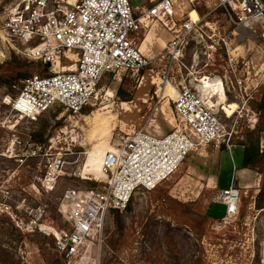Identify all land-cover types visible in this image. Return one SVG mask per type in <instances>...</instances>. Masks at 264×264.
<instances>
[{
	"label": "rangeland",
	"instance_id": "374dc122",
	"mask_svg": "<svg viewBox=\"0 0 264 264\" xmlns=\"http://www.w3.org/2000/svg\"><path fill=\"white\" fill-rule=\"evenodd\" d=\"M16 1L0 0V18ZM143 1L130 0V3L134 7ZM193 8L200 16L207 12L203 5L187 7L184 17ZM206 20L214 23L216 33L221 35L233 30L220 13ZM173 21L178 28L181 22L178 11ZM150 32L152 36L146 45L157 54L144 55L153 59L162 54L171 32L162 23L152 22L135 35L138 47ZM234 45L240 47L238 53L243 57L239 66L246 64L250 72V88L236 99L239 103L248 96L244 105L246 115L237 121L222 117L226 132L232 136L231 152L214 150L211 146L191 152L168 180L152 191L135 194L127 211L111 212L101 238L87 242L79 255L66 261L55 252L53 237L41 232L37 225L45 226L46 232L68 227L63 193L95 186L102 179L96 171L99 155L120 138L138 130L156 136L173 130L178 122L174 97L172 93L166 94L159 80L166 60L154 61L150 69L141 72L144 78L141 84L105 75L90 104L80 114L72 115L55 106L36 122L20 121L8 100L22 80L6 78L48 72L27 58L18 42L6 39L0 32V264H264V168L254 171L258 179L252 188L239 186L238 215L227 226L214 228V223L225 215V207L210 203L219 191L212 181L214 174L220 189L228 188L239 175L235 170L241 167L239 159L242 161L244 151L239 142L251 141L264 151V110L258 106L264 94V42L244 39ZM206 52L211 51L190 41L181 59L184 67L180 72L175 67L172 74L175 83L180 76L187 82L203 74L222 73L221 66L226 64L219 54L209 56ZM203 60L209 62L205 69ZM255 84H259L256 91ZM120 96H127V100L122 101ZM227 98L235 101L231 95L227 94ZM236 108V104L225 102L221 110L230 116ZM31 145L40 146L48 156H60L64 162L49 192L35 181L44 171L46 157L27 159L22 165L16 161ZM219 152L221 167L217 170ZM38 207L43 208L44 214L37 221Z\"/></svg>",
	"mask_w": 264,
	"mask_h": 264
},
{
	"label": "built area",
	"instance_id": "2783aa9c",
	"mask_svg": "<svg viewBox=\"0 0 264 264\" xmlns=\"http://www.w3.org/2000/svg\"><path fill=\"white\" fill-rule=\"evenodd\" d=\"M148 1L149 5L132 7L130 0H17L0 18L1 34L18 42L24 55L48 72L28 76L21 81L16 96L9 98L8 105L20 121L36 122L55 106L72 115L80 114L105 75L141 84V72L150 69L154 61L166 60L159 77L161 85L177 88L172 101L178 122L171 132L156 136L138 130L120 138L104 153L102 179L95 186L63 193L68 227L46 232L45 226L37 225L41 232L53 237L55 252L66 261L79 255L87 242L101 238L111 212L127 211L135 194L152 191L168 180L191 152L208 146L230 151L232 136L226 132L222 117L237 121L246 115L244 105L248 96L239 103L236 99L250 88V72L246 64L239 66L243 57L238 53L240 47L234 44L249 38L264 42V0ZM197 5H203L207 12L200 16L193 8L184 17V9ZM177 11L181 15L178 28L173 21ZM192 11L195 19L190 16ZM217 13L233 28L230 33H216L215 24L206 20ZM152 22L162 23L171 34L162 54L149 59L136 45L133 34ZM168 23H172L171 27ZM190 41L211 51L206 52L209 56L219 54L226 64L221 66L223 72L203 74L187 82L180 76L175 83L172 74L175 67L179 72L184 67L181 59ZM203 62L205 69L209 62ZM218 81L221 89L217 88ZM258 85H254V91ZM220 91L227 105H237L230 116L218 105ZM227 94L235 101H230ZM42 153L40 146L31 145L16 161L22 165L27 159L46 157L44 171L35 181L49 192L64 162L60 156ZM239 201L240 190L233 185L212 196L210 203L225 207L223 218L214 223L215 229L237 218ZM36 214L38 221L44 214L43 208L38 207Z\"/></svg>",
	"mask_w": 264,
	"mask_h": 264
},
{
	"label": "trees",
	"instance_id": "16d2710c",
	"mask_svg": "<svg viewBox=\"0 0 264 264\" xmlns=\"http://www.w3.org/2000/svg\"><path fill=\"white\" fill-rule=\"evenodd\" d=\"M25 78H27V74H19L13 78L8 77L6 78V80L7 81L24 80ZM1 79L2 77L0 78V80ZM5 83H6L5 85H11L10 82H5ZM16 94L17 92L12 95V98H14ZM120 98L122 99V101L127 100V96H120ZM258 106H259V110H264V94H262L261 100ZM238 145L243 146V149H244L242 163H241L242 169H248V170L259 172V170H262L264 168V151L260 150L258 145L252 143L251 141L239 142Z\"/></svg>",
	"mask_w": 264,
	"mask_h": 264
},
{
	"label": "crops",
	"instance_id": "0c3cea01",
	"mask_svg": "<svg viewBox=\"0 0 264 264\" xmlns=\"http://www.w3.org/2000/svg\"><path fill=\"white\" fill-rule=\"evenodd\" d=\"M143 2H144V3H148L149 1H148V0H144ZM140 6H141V5L134 6V7H140ZM137 34H138V33H137ZM137 34H133V38H134V39H136L135 35H137ZM151 36H152V33L150 32V33L148 34V36L146 37V39H145V40L139 45L140 51H141L143 54H145L146 56H148V57H153V56H155V55L157 54V52L155 51L154 48H150V47H148V46L146 45V42L151 38ZM231 150H232V148L230 149L229 152H231ZM222 151H223V150H222ZM222 151H221V152H222ZM225 151H226V150H225ZM223 152H224V151H223ZM227 152H228V151H227ZM218 158H219V159H218V165H217L218 169H217V170H219L220 167H221V165H220V152H219ZM230 158H232V157H231V154H230ZM241 163H242V161H241V159H239V166H240ZM236 172H238L239 175L237 176V178L234 177L232 183L229 184V186H231V185L235 186V185H234V183H235V184H237V185H236L237 187H236V186H235V187L238 188V189H239V186H240V188L250 189V188L253 187V185L256 183V181H257V179H258V174L255 173V172L252 171V170L242 169L241 167H239V168H237V169L235 170V173H236ZM216 173H217V172H216ZM209 179L211 180V178H209ZM212 181H215V182L217 183L218 190H225V189H227V188H222V189L219 188V182H218V180H217L215 174H214V176L212 177ZM229 186H228V188H229ZM206 213H207V210H206Z\"/></svg>",
	"mask_w": 264,
	"mask_h": 264
},
{
	"label": "bare ground",
	"instance_id": "6f19581e",
	"mask_svg": "<svg viewBox=\"0 0 264 264\" xmlns=\"http://www.w3.org/2000/svg\"><path fill=\"white\" fill-rule=\"evenodd\" d=\"M192 13H195V12H191L190 13V16H191V14ZM192 17V19H195L196 18V15H192L191 16ZM208 85V87L210 86L211 87V84L210 83H208L207 84ZM164 90H165V88H166V94H170V93H172L173 94V97H175V95H176V93H177V89L175 88V87H173V85H171V84H168V85H165L164 87ZM218 89H221V86H220V83H219V81H218V87H217ZM220 93H221V95H220V99H219V101H218V105L220 106V105H224L225 104V97H224V95H223V93H222V91H220ZM106 152V151H105ZM105 152H103V153H101L100 155H99V164L98 163H96V165H97V169H96V171L100 174V177H102V169H101V160H100V158L102 159V157H103V155H104V153ZM92 156H94V155H91L90 157H92ZM51 230V229H50Z\"/></svg>",
	"mask_w": 264,
	"mask_h": 264
},
{
	"label": "water",
	"instance_id": "95a60500",
	"mask_svg": "<svg viewBox=\"0 0 264 264\" xmlns=\"http://www.w3.org/2000/svg\"><path fill=\"white\" fill-rule=\"evenodd\" d=\"M251 41H255V39H253V38H249Z\"/></svg>",
	"mask_w": 264,
	"mask_h": 264
}]
</instances>
